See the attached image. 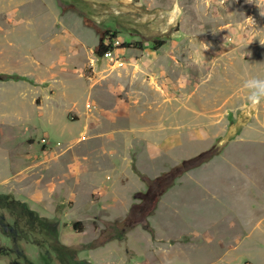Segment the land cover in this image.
Returning a JSON list of instances; mask_svg holds the SVG:
<instances>
[{
    "label": "rangeland",
    "instance_id": "1",
    "mask_svg": "<svg viewBox=\"0 0 264 264\" xmlns=\"http://www.w3.org/2000/svg\"><path fill=\"white\" fill-rule=\"evenodd\" d=\"M0 74V264H264V0H0Z\"/></svg>",
    "mask_w": 264,
    "mask_h": 264
},
{
    "label": "trees",
    "instance_id": "2",
    "mask_svg": "<svg viewBox=\"0 0 264 264\" xmlns=\"http://www.w3.org/2000/svg\"><path fill=\"white\" fill-rule=\"evenodd\" d=\"M108 35H109V33H105V35H104L103 37L100 38L99 45H98V47H97V49H96V55H97V57H99V58H103V57L105 56V54H106L109 50L112 49V46H111L110 44H107V42L105 41V38H106V36H108ZM109 36H111L110 38H114V37H112V35H109ZM164 44H165L164 41H162V42H160V43H159V42H157V43L155 42V43H154V46H155V48H160V47L164 46ZM0 80H2V81H4V80H14V81L27 80V81H28V79H27L26 77H22V76L17 75V74H14V75L0 74ZM212 156H213V155H210V154H203V155H201V157L199 156L201 162H200L199 164H197V165H194L191 169L196 168V167H198V166H200V165H202V164L208 162L209 160L212 159ZM178 175H179V174H178ZM173 178H174V177H173ZM173 180H174V179H172L171 184H170L165 190H162V192H160L159 194H157L158 200L161 198V196H162L163 194L166 193V191H168V189L171 188V186H172V184H173ZM160 182H161V181H160ZM150 194H151V190L149 189V193L147 194L146 198H148V197L150 196ZM145 228H146L147 230H149V231H152V229H150L149 226H145Z\"/></svg>",
    "mask_w": 264,
    "mask_h": 264
},
{
    "label": "clouds",
    "instance_id": "3",
    "mask_svg": "<svg viewBox=\"0 0 264 264\" xmlns=\"http://www.w3.org/2000/svg\"><path fill=\"white\" fill-rule=\"evenodd\" d=\"M244 87L248 89L249 100L253 103L264 98V79L255 76L244 81Z\"/></svg>",
    "mask_w": 264,
    "mask_h": 264
},
{
    "label": "built area",
    "instance_id": "4",
    "mask_svg": "<svg viewBox=\"0 0 264 264\" xmlns=\"http://www.w3.org/2000/svg\"><path fill=\"white\" fill-rule=\"evenodd\" d=\"M107 44H111L110 42L107 41ZM112 50V49H111ZM111 50H109L105 56H109L111 54ZM42 142L46 143V140L45 139H42Z\"/></svg>",
    "mask_w": 264,
    "mask_h": 264
},
{
    "label": "bare ground",
    "instance_id": "5",
    "mask_svg": "<svg viewBox=\"0 0 264 264\" xmlns=\"http://www.w3.org/2000/svg\"><path fill=\"white\" fill-rule=\"evenodd\" d=\"M107 254V253H106Z\"/></svg>",
    "mask_w": 264,
    "mask_h": 264
}]
</instances>
